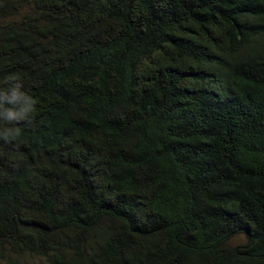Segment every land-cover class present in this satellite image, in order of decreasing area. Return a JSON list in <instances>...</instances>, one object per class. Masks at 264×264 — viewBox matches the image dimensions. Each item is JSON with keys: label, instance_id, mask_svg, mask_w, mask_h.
I'll use <instances>...</instances> for the list:
<instances>
[{"label": "trees", "instance_id": "obj_1", "mask_svg": "<svg viewBox=\"0 0 264 264\" xmlns=\"http://www.w3.org/2000/svg\"><path fill=\"white\" fill-rule=\"evenodd\" d=\"M25 259L264 264V0H0V264Z\"/></svg>", "mask_w": 264, "mask_h": 264}, {"label": "clouds", "instance_id": "obj_2", "mask_svg": "<svg viewBox=\"0 0 264 264\" xmlns=\"http://www.w3.org/2000/svg\"><path fill=\"white\" fill-rule=\"evenodd\" d=\"M24 96L22 93H20L18 91L17 87H14L11 91V99L8 100V103L10 104H15V102L21 97ZM24 98L28 101V103L24 106H22L20 108L19 111L13 110V109H7L8 111V116H9V120L7 121H12L14 120H22L25 119L27 117V115L33 111L32 108V104L34 103V101H32L29 97L24 96ZM11 130L9 129L8 132H10ZM8 132L5 133V135L3 136V138L5 140L9 139L10 134H8ZM16 135H19V130L16 131Z\"/></svg>", "mask_w": 264, "mask_h": 264}, {"label": "rangeland", "instance_id": "obj_3", "mask_svg": "<svg viewBox=\"0 0 264 264\" xmlns=\"http://www.w3.org/2000/svg\"><path fill=\"white\" fill-rule=\"evenodd\" d=\"M244 240L245 238L243 236H238L231 241V244H234V245L241 244L244 242ZM24 262L26 264H46L43 261L37 260V259H25Z\"/></svg>", "mask_w": 264, "mask_h": 264}]
</instances>
